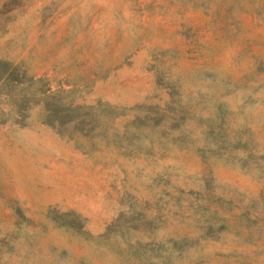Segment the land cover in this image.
I'll use <instances>...</instances> for the list:
<instances>
[{
  "label": "rangeland",
  "instance_id": "1",
  "mask_svg": "<svg viewBox=\"0 0 264 264\" xmlns=\"http://www.w3.org/2000/svg\"><path fill=\"white\" fill-rule=\"evenodd\" d=\"M0 264H264V0H0Z\"/></svg>",
  "mask_w": 264,
  "mask_h": 264
}]
</instances>
